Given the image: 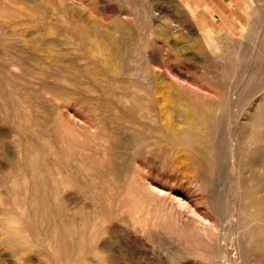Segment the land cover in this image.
<instances>
[{
    "label": "rangeland",
    "instance_id": "374dc122",
    "mask_svg": "<svg viewBox=\"0 0 264 264\" xmlns=\"http://www.w3.org/2000/svg\"><path fill=\"white\" fill-rule=\"evenodd\" d=\"M207 3L0 0V211L40 210L17 200L23 171L35 167L51 212L47 230L28 220L42 235L31 242H10L0 225V264H164L172 248L129 243L118 200L138 196L142 175L205 209L216 188H226L207 173L214 117L223 148L235 123L243 138L264 145V11L239 16L231 1L226 15H213ZM180 105L193 116H175ZM135 132L145 138L133 147ZM19 140L29 145L26 166L16 165ZM60 169L72 180L65 189ZM253 195L264 206V184ZM143 203L148 223L176 215L155 191H145ZM53 220L62 221L58 229ZM258 260L242 264H264V254Z\"/></svg>",
    "mask_w": 264,
    "mask_h": 264
},
{
    "label": "bare ground",
    "instance_id": "6f19581e",
    "mask_svg": "<svg viewBox=\"0 0 264 264\" xmlns=\"http://www.w3.org/2000/svg\"><path fill=\"white\" fill-rule=\"evenodd\" d=\"M206 5H209L206 8L211 14L223 15L222 7L215 11L212 8L213 5L209 3ZM195 22L199 30L205 33L207 28L201 27V23L197 20ZM205 40L208 39L205 37ZM111 46H116L114 39L111 41ZM173 47L176 45L173 44ZM192 55V53L185 54L187 57ZM144 74L147 72L144 71ZM220 107V104H217L212 109L220 112ZM192 114L191 108L180 105L176 107L174 115L193 116ZM212 127L215 131L220 129V117L218 119L214 117ZM240 127V124L235 123L229 131L226 140L227 148H223V139L216 137V133L212 130L214 135H211L210 139L213 148L209 154L210 164L207 166V173L212 184L218 186L223 183L226 188L224 190L216 188L208 199L205 209L194 206L179 192L158 186L149 177L140 176L137 181L138 196L129 197V204H124L122 199L118 200V208L128 213L127 217L121 218L120 230L126 233L131 245L143 247L153 245L152 243L155 242V245L172 248L168 250L164 264H183L186 261H190V264H242V260L247 259L251 262L258 260L260 254H264V230L261 227L264 225V206L253 195V192L264 184V145L259 144L260 138L254 137L248 140L243 138ZM144 138L142 134L133 133L132 146H138ZM226 149L228 154L225 153ZM17 154L20 159V162L16 163L17 166H26L28 159L32 158L29 154V145L22 140L18 141ZM226 160L234 167V174L225 170ZM59 172L63 176L60 178L59 187L65 189L71 186L72 180L68 178L69 171L60 169ZM22 178L24 185L20 192L21 197L17 199L19 204L23 206V209L36 207L40 210L32 212L33 214L22 212L21 216L3 207L4 209L0 211V225L4 229L6 225L8 238L14 243L23 238L24 241L31 242L30 235L35 233L41 235L38 229L34 230L35 227L28 225V220L39 221V229L44 230H47L51 222L48 215L51 212L45 209L48 205L45 195L48 187L44 172L33 167L32 170L23 171ZM250 178L252 181L246 185V180ZM147 190L167 197L170 208L176 214L175 217L173 215L168 221L159 222L156 216H153L152 221L148 223L149 210L143 203V195ZM226 214H230V219L226 222L227 225H224ZM60 223H62L61 220H59ZM52 224L53 228L58 229L59 224L56 220H53ZM21 231L25 235L21 234ZM150 261L161 263L155 257ZM140 264H149V261Z\"/></svg>",
    "mask_w": 264,
    "mask_h": 264
},
{
    "label": "crops",
    "instance_id": "0c3cea01",
    "mask_svg": "<svg viewBox=\"0 0 264 264\" xmlns=\"http://www.w3.org/2000/svg\"><path fill=\"white\" fill-rule=\"evenodd\" d=\"M231 1H235L237 3V5L235 7L238 9L239 16L246 15L245 12H242V9H246V8H248L249 14H251L252 11L254 12L255 10H263L264 11V0H222V1L221 0L220 1L208 0L210 5L211 6L213 5L212 8L217 9L219 7H222V9L224 10L223 15L227 14V12H225V10L230 7V5L228 3ZM204 6L206 7L209 5L205 4ZM254 15H255V13H254Z\"/></svg>",
    "mask_w": 264,
    "mask_h": 264
}]
</instances>
